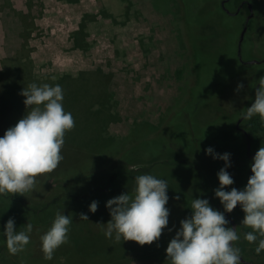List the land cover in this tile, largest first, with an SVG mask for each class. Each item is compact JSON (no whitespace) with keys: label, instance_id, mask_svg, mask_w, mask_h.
<instances>
[{"label":"rangeland","instance_id":"rangeland-1","mask_svg":"<svg viewBox=\"0 0 264 264\" xmlns=\"http://www.w3.org/2000/svg\"><path fill=\"white\" fill-rule=\"evenodd\" d=\"M219 1L210 0L208 2V5H212L210 8L207 7L206 15L209 16V21H218L221 33L226 36L224 40H220L221 51L225 52L223 58L226 59L230 56L232 59L220 62L223 66L231 65V60L235 59V41L240 33L242 20L240 17L222 15L218 9ZM242 1L232 0L227 8L233 11ZM248 3L253 8L255 23H253L252 29L254 33L246 37L242 56L246 62H258L264 60V20L261 17L264 12V0H249ZM173 12L172 8H166L153 0H78L76 3L60 0H0V22L5 27L4 31L6 30L3 31L6 34L3 39V44L4 41L5 44L0 45V53L3 50V53L10 56L1 59L0 74L2 79L7 77L6 72H9L11 76L10 84L7 82L3 84L4 82L2 83L0 78V84L2 83L0 91L6 92V95L0 92V99L7 100V102H0V136H3L5 131L14 126L28 111L27 106L15 98L18 92H22L21 86L25 83L24 88L36 81L42 83L51 80L49 82L56 83L66 76L78 79L81 73L97 72L99 75L84 76V79L89 83L78 81L86 87L85 91L82 90V85L77 88L73 86L70 92L64 89L65 98L72 97L73 93L83 91L82 95L89 93L91 97L81 98L79 101L92 106L93 110L99 109L100 104H103L101 102H105L106 98L109 99L108 104H111L109 114L104 118L103 133H98L95 127L90 128L84 130L80 135L83 143L77 142L76 149L71 150L64 144L62 149L64 159L59 167L52 173L39 176L36 189L26 193L25 196L42 198L56 183L64 180L75 181L83 174L88 175L97 172V170L109 168L112 163L117 161L118 155L112 154L106 157L101 155V157L97 155V151L92 152L94 149L91 148L92 146L97 149L100 134L110 138V141L123 140L126 142L125 145L128 143L125 139L129 137V143L137 144V149L140 147V143H147V140L152 143L157 142L156 140L165 141L168 139L174 145L173 150H169L166 154L168 158L176 160L179 157L195 167L192 169V165L177 164L176 167L169 169L166 162L152 164L149 167L156 169L154 173L158 178L168 181V191H171L168 194L169 201L166 205L170 210L169 225L153 244L141 246L135 241H122L123 244L120 247V243H113L112 240L107 239L102 229L106 227L103 224L111 219L109 209L106 204L98 203L100 208L95 213L90 212L89 205L95 201L92 200L83 204H70L71 206L69 205L65 210V215L73 217L71 230H75L78 234L75 236L73 232H70L69 243L56 250L54 261L42 260L44 253L41 248V236L49 228L39 226L30 233V243L26 249L16 255L8 253L4 264H13V262L14 264H97V250L96 255L90 251L80 250V247L84 245V240L90 239L97 244V235L104 236L99 238L106 242L103 243L104 245H111L110 247L103 246L104 248L99 250L102 253L101 259L104 260L110 256V260H112L110 264H168V261L165 262L167 260L166 248L179 229L180 221L191 215L189 207L192 199L204 198L195 184L198 177L196 168L203 175L211 206L223 213L226 212L219 199L214 196V189L219 187L217 173L224 167V161L206 155L205 149L201 145H194L191 138L189 140L183 134V118L186 115L181 116L178 113L182 114L184 106L193 100L194 97L191 94L194 92L195 96L196 89L192 92L189 91L191 92L190 96L187 94L188 85L194 76L190 73L191 66L188 61L189 35L185 33L183 23L179 24ZM190 14L193 18L190 22L202 19L200 15H193V12ZM190 22L189 29L191 31L199 29L195 25L192 26ZM82 26H85L83 30ZM13 28L16 31H13ZM79 31H84L86 49L75 45L73 35ZM250 43H252V53L249 49ZM209 53L211 52L207 54ZM210 57L207 55L208 59ZM234 63V68L228 69L227 72L238 69L242 71L240 74L234 72L230 75L232 78L230 87L213 104L207 105L201 115L197 117L200 126L211 120L215 122L213 118L216 115L230 117L235 115L233 120L235 127L241 117V112L245 111L253 102L255 94L252 95L251 92H248L253 81L249 72L253 71L252 73H255L259 79L260 73L264 77V66L260 64L242 68L244 66L238 62ZM214 65L218 66L216 63ZM202 66V77L210 80L209 77L215 74L214 67L206 62H203ZM10 67H12L10 70H5ZM19 75L29 81L22 79ZM15 81L16 84L13 85ZM104 83L110 97L105 92V95H102V90L97 99L95 95L92 97L93 90L97 89V86L101 87ZM239 83H243L244 88L237 93L235 90ZM3 85L7 86L3 89ZM10 86H15L16 93L13 95L12 91L14 90L9 92ZM21 98L24 100L23 95ZM75 108L77 111L73 115L75 127L80 128L86 125L87 117L86 114L79 111H85L87 108L80 105ZM188 108H190V104ZM168 110H171V113ZM164 117L166 118L164 119ZM190 120L192 123L195 116ZM249 121L242 119L239 126L246 133L250 131ZM200 126L194 128L195 133ZM74 135L72 130L66 133V136ZM241 138L243 141L242 135ZM213 139L214 137L210 136L212 142ZM124 146L121 143H116L114 147L119 151ZM256 147L259 149L260 144H257ZM87 148L89 149L87 150ZM214 150L219 154H231V167L227 168V171L234 179V184L226 186L225 190L230 191L232 187L242 190L248 182V171L252 159L247 155L248 159L241 158L234 149L228 146L216 147ZM104 152L101 151L100 154H104ZM120 152L121 154L129 153L125 159H132L138 154L133 156L131 150L124 148ZM154 154L159 156L158 151ZM147 156L148 154L139 152L136 158L142 159ZM90 178H87L88 185L95 181ZM77 190L76 186L69 189L72 193ZM174 194L185 197L187 202H184L180 197L175 198ZM81 214H86L89 220H81ZM244 216L245 213L242 209L237 207L229 213V217L233 220L235 228H238L240 235L236 246L241 249L243 260L264 264V252L257 254L255 251L257 244H250L244 239V234L251 231L250 228L241 224ZM228 226L230 227V224ZM169 228L173 230L169 232ZM63 250L68 253L67 258H63L62 263L56 262L55 257ZM88 253L90 254L87 255ZM119 254L120 256L123 254L124 259L118 258Z\"/></svg>","mask_w":264,"mask_h":264},{"label":"clouds","instance_id":"clouds-1","mask_svg":"<svg viewBox=\"0 0 264 264\" xmlns=\"http://www.w3.org/2000/svg\"><path fill=\"white\" fill-rule=\"evenodd\" d=\"M258 84L254 102L240 114L243 120L259 116L264 122V77ZM243 88L239 83L235 91L239 93ZM21 95L26 98L28 111L0 136V197L25 196L34 191L37 178L52 173L63 161L65 135L75 127L73 114L64 108L65 93L60 84L34 82ZM205 154L224 161L217 173L219 187L214 189V196L228 213L240 206L245 213L241 224L251 229L244 239L257 244V254L264 252V147L255 153L250 164L252 175L242 190H225L234 184L227 171L231 167L230 153H216L210 146ZM168 189V181L154 174L136 176L131 193L126 191L107 201L111 219L103 224L104 236L117 244L135 241L143 246L157 241L169 225ZM189 208L191 215L180 221L166 248L168 264H241V249L236 246L240 239L238 228L229 227L224 213L214 209L207 198L192 199ZM97 209L98 202L93 201L89 211L95 213ZM80 219L89 220L86 214H81ZM15 223L14 218H9L2 232L12 255L26 249L33 230L30 222L20 231ZM72 224L71 215L56 212L51 227L41 236L45 260L51 261L56 250L69 243Z\"/></svg>","mask_w":264,"mask_h":264},{"label":"trees","instance_id":"trees-1","mask_svg":"<svg viewBox=\"0 0 264 264\" xmlns=\"http://www.w3.org/2000/svg\"><path fill=\"white\" fill-rule=\"evenodd\" d=\"M60 1H64L67 3L78 2V0H60ZM153 1L157 2V4L159 3L163 5L166 8H170V9L172 8L174 10L173 13L176 19L178 20L179 24L180 22L183 23L182 25L184 26L185 33L189 35L188 41H189V46H190L189 48L190 54H189L188 61L190 64L189 66H191L190 73L192 76L193 75L194 76L192 77V82H190L188 85L187 94L190 96L192 91H194L195 89L196 91H195V96L193 95L194 92H192L191 96L194 98L193 100H191L184 106L182 110L183 113L182 114L178 113L181 116H184V115L187 116L183 118L184 119L183 127H182L184 128L183 134L186 135L187 139L190 140L191 138V142L194 145L195 144L197 146L201 145L203 149H207L210 146L213 147L214 149L216 147L218 148V147L228 146L229 148L234 149L235 152L241 158L243 157V158L248 159L246 156L247 155V148H246L247 141L245 139H243L242 141L241 135L239 134L238 131H236V127L233 126V122H234L233 120L236 117L235 115L233 117L226 116V115H216L213 118L215 122L211 120L210 122L202 126H200L201 124L197 122L198 121L197 117L201 115V112L205 109V107L207 105L213 104L215 100L218 99L221 95H223L225 90H227L230 87V82L232 80L230 75L234 72H238L237 74H240V72L242 71L238 69L236 71L232 70V71L227 72L228 69L234 68L235 66L234 62H238L235 54H234L235 59L231 60L232 61L231 65L222 66L220 64V62L230 60L232 58L230 56H228V58L226 59L223 58V55L225 52L221 51V47H222L221 42H220V38L222 37L221 29H219L220 27L218 25L219 23L217 20H215L218 23V24L216 23L215 25L216 27H214L211 24V21H209V18H208L209 16L206 15V10L203 7L206 0H153ZM248 1H244V2L247 3ZM190 12H193V15H200L202 19L200 21L190 22L191 20H193L192 14L189 15ZM219 12L221 11L219 10ZM221 13L222 15L224 14L223 12ZM261 17H262V20H264V12L262 13ZM189 22L192 23V26L195 25L196 28L199 27V29H196V30L193 29L194 32L191 31L189 29ZM84 27L85 26H82V30L84 29ZM252 33H254L253 29L249 31L248 35H252ZM73 36H74L76 47H81L82 49L87 48V43L85 42L84 31L83 32L79 31L75 33ZM208 52H211V53L207 54ZM207 55H210L211 57L208 59ZM214 58H216V60H214ZM203 62H206V64H211V66L214 67L213 72L215 74L209 77L210 80H207L206 77H202L201 70L203 68L202 66ZM214 63H216L218 66L216 67ZM11 68L12 67L7 68L5 70L8 71ZM97 74L99 75V73L97 72L86 73V74L81 73L78 79L71 78V76H66L63 80H60L56 83L54 81L49 82L51 80H48V82H42V83H39V81L38 82L36 81L35 83L37 84L48 83L51 85H55L58 83L62 86L63 89L69 92L73 89L72 88L73 86L77 88L80 85H82L83 87L82 90L85 91L86 87L83 84H80L81 80L83 82H88V80L84 79V76L86 75L96 76ZM6 75L7 77L2 79L1 74H0L1 81L2 83L4 82L3 84H6V82L10 84L11 76L9 75V72H6ZM19 76L22 79H24L22 75H19ZM260 78H262L261 74L259 75V79ZM259 79H257V81ZM17 80L19 79L17 78ZM24 80L29 81L27 79H24ZM78 81H80V83ZM254 82L255 81L253 80L251 83V88L248 91V92H251L252 95L254 93V85H253ZM2 83L0 84V87ZM105 83L101 87L97 86V89L93 90L92 97L95 95L96 97L95 96L94 97L97 99L101 93V90H102V95L106 94L107 96H109L107 94ZM15 84H16V81L13 83V85ZM25 84L21 86L22 90L24 89ZM6 86L7 85H3L2 86L3 89ZM14 88L15 86H10L8 88L9 92L14 90ZM190 90L191 92H189ZM83 91L81 93H73L72 97L64 98L65 110L71 112L73 115L77 113V111H75L76 106L80 105V106H84L87 108L85 111L84 110L79 111V112H83L84 114H86V117H87L86 125H83L80 128L74 127L72 129L73 133L75 134L74 136L65 135L66 136L65 145H67L71 150L75 148V145L77 144V142L79 143L82 142V140L80 139L81 138L80 135L83 133L84 130H88L90 128L95 127L98 133H103L104 127H105L104 118L109 114V111L111 108V104H108L109 99L106 98L105 102H101L103 104H100L101 106L99 107V109L93 110L92 106L87 105L86 103H83V101L82 102L79 101L81 98L91 97L89 93H85L84 95H82ZM13 93H16V90L12 91V95ZM2 94L6 95V92L4 93L3 91ZM21 96H22L21 93L18 92L17 96L15 95V98L24 103V100L26 98L24 97V100H22ZM1 101L7 102V100L4 98H1L0 102ZM189 104H190V108H188ZM169 113H171V110L169 111ZM95 114L96 115L99 114V116H96ZM194 116H195V120L192 123H190L191 121L190 119ZM165 118L166 117H164V119ZM197 126H200V128L195 133L194 128ZM249 128H250V131H247V134H248V140L251 143L252 152H254L255 150L258 151L259 149L256 147L257 144H260V147H264V122L260 120L259 116H254L249 121ZM202 135H203V138H202ZM210 136L214 137L213 142L210 140ZM125 140L128 141L126 145H125L126 142L123 140H119V141L111 140L110 141V138L108 137L106 138L105 135L100 134L99 142H97V149L94 146L91 147V148H94L92 149V152L97 151V155L99 156L103 155L106 157L112 154L118 155L117 161L115 163H112V165L109 166V168H106L103 170H97V172H94L88 175L83 174V176L78 177L75 181L74 180L73 181L72 180H69V181L60 180L61 182L56 183L52 187V189L42 198L41 197L37 198V197H32V196H20L17 194H14L13 196L8 195V196L0 197V264H4V262H6L4 260L7 259L6 255L9 253L7 246H6V239L2 234L4 230V225L6 224L9 218L15 219V222H16L15 227L17 228L18 231L23 230L25 225L28 222L32 223L33 230L39 226L41 228H50L55 218L56 212L57 211L65 212V210L68 208L70 204L71 205L83 204L84 202L92 201V200H95L98 203L106 204L108 200L114 197H117L125 193L126 191L131 193L135 187V177L136 176L141 175V174H146V173H154L156 169L149 168L152 164L166 162V165H169L168 167L169 169H172L174 166L176 167L177 164L178 165L188 164L190 166L192 165L188 161L182 160L179 157L176 160H174L173 158H168V155L166 154L167 152H169V150L171 149L173 150V146H174L173 143L168 139H166L167 141L166 140L165 141L156 140L157 142H152V143L147 140V143L145 142L140 143L139 144L140 147L138 149H137V146H138L137 144L131 145L129 143V137L126 138ZM116 143L117 144L121 143L122 146L125 145L123 148L129 151L131 150V153L133 156L136 153H138L136 155L138 156L139 152H141L142 154H148L149 157L147 156L145 158L140 159V158H136L135 156L132 159L131 158L125 159V156L129 153L121 154L120 150H123V148H120L119 151H117V148L114 147ZM129 147L131 148L129 149ZM88 149L89 148H87V150ZM101 151H105L104 154H100ZM157 151H158L159 156H155V154L153 155V153ZM191 168L194 169L195 168L194 165H192ZM195 170L196 172H198V177L195 180L196 183L195 182L194 183L199 188V192H201V195L204 198L208 199L209 194H207L208 191L206 189V185L203 180V175L198 168H196ZM154 174L156 175V173ZM88 176H90L91 178ZM87 178L95 180L94 182L90 184L91 186L87 184V182L89 181L87 180ZM73 186L77 187L78 189L77 192L72 193L69 191V189H71V187ZM169 193H171V191H168V194ZM174 197L175 198L180 197L181 199L184 200V202H187V200L185 201V197H181L178 194H174ZM239 207L240 206L238 205L237 208L240 209ZM99 208L100 206H98V209ZM70 232H73L75 236H77L78 234L76 233L75 230H71ZM103 237L104 236L97 235L96 237L97 244L94 243L93 240L90 241V239L84 240L83 242L84 245L80 247V250L90 251V253L92 252L93 255H96V250H97V264H108V263L110 264L112 262V260H110V256L104 260L101 259L100 257L102 253H100L99 250H102L101 248H104L103 246H107V247L111 246V245L103 244L106 242H103L99 239ZM122 244L123 243H120L119 246L121 247ZM59 253L60 254H58L55 257L56 262L62 263L63 258H67L68 253L65 252V250H63L62 253L61 252ZM90 253H88L87 255H89ZM118 258L124 259V255L121 254L120 256L119 254ZM43 259L44 257L42 258V260ZM32 260L34 261V259ZM54 260L55 259L53 258L51 262ZM90 260H93V259H90ZM43 262H47V261H43ZM165 262H167V260H165ZM23 264H26V263H23ZM241 264H258V263L253 262V261H245L244 263L241 262Z\"/></svg>","mask_w":264,"mask_h":264},{"label":"flooded vegetation","instance_id":"flooded-vegetation-1","mask_svg":"<svg viewBox=\"0 0 264 264\" xmlns=\"http://www.w3.org/2000/svg\"><path fill=\"white\" fill-rule=\"evenodd\" d=\"M210 0H206L205 1V4L203 5V7L205 8V10L206 9H208L207 7H211V5H208V2H209ZM232 0H220L219 2H218V9L221 11V12H223L225 15H228V16H230V17H240L241 18V20H242V27H241V30H240V33L238 34V37H237V40L235 41L236 42V52H235V55H236V57H237V61H238V63L240 64V65H242V66H244V68L246 67V66H254V65H263L264 66V60H260V61H258V62H256V61H252V62H254V63H251V62H246L244 59H243V56H242V54L244 53V50H243V46H244V41L246 40V37H247V35H248V33H249V31H251V29H252V26L254 27V24L253 23H255L254 22V13H253V9L251 8V10L250 9H248V2L246 3V2H244V1H242V2H240L239 3V5L236 7V8H234V10L233 11H230L228 8H227V5L231 2ZM216 21L214 20V22H211V24L214 26V27H216L215 25H216ZM218 24V23H217ZM242 33H243V37H242ZM226 36L225 35H223L222 34V37L220 38V40H224V38H225ZM222 45V44H221ZM252 43H250V47H249V49H251V51H250V53H252ZM251 63V64H250ZM249 72V71H248ZM253 71H251V72H249L250 73V78L252 79V80H257V77H256V75H255V73H252ZM261 74V73H260ZM259 74V75H260ZM263 75H264V73H263ZM259 81L258 82H254V84L253 85H255L254 86V93H255V90H256V88L257 87H259ZM248 89V88H247ZM255 99V98H254ZM253 102H254V100H253ZM252 102V103H253ZM251 103V104H252ZM251 104H250V106H251ZM249 106V107H250ZM242 122V119H241V117L238 119V121H237V123H236V131H238L239 132V134L240 135H242L243 136V139H245L246 141H247V143H246V148H247V156H248V158H250V159H253V157H254V155H255V153L254 152H252V148H251V143L249 142V140H248V134L245 132V131H243V130H241L240 128H239V126H240V123ZM250 169L251 168H249V171H248V179H249V172H250ZM238 206V205H237ZM224 215H225V218L226 219H230V217H229V213L228 212H224ZM229 224H230V227H231V222H230V220H229Z\"/></svg>","mask_w":264,"mask_h":264},{"label":"crops","instance_id":"crops-1","mask_svg":"<svg viewBox=\"0 0 264 264\" xmlns=\"http://www.w3.org/2000/svg\"><path fill=\"white\" fill-rule=\"evenodd\" d=\"M4 28H5V27H3V24H1V22H0V45L3 44V39H4V36L6 35V34L3 33ZM5 31H6V30H5ZM5 31H4V32H5ZM13 31H16V29L13 28ZM4 44H5V41H4ZM4 44H3V45H4ZM3 57H10V56H8V54L3 53V50H2V52L0 53V62H1V59H2Z\"/></svg>","mask_w":264,"mask_h":264},{"label":"water","instance_id":"water-1","mask_svg":"<svg viewBox=\"0 0 264 264\" xmlns=\"http://www.w3.org/2000/svg\"><path fill=\"white\" fill-rule=\"evenodd\" d=\"M247 6H248V9L251 10V8H252L251 4L248 3ZM252 9H253V8H252ZM242 37H243V33H242ZM251 63H254V62H251ZM251 175H252V172H251V169H250L249 177H250ZM229 220H230V222H231V227L235 229V224H234L233 220H232L231 218H230ZM241 262L244 263L245 261L241 258Z\"/></svg>","mask_w":264,"mask_h":264}]
</instances>
